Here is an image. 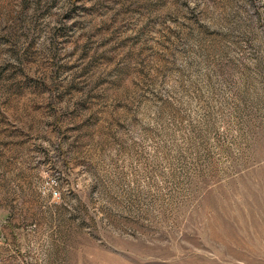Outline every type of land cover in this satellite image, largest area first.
<instances>
[{"label":"rangeland","instance_id":"374dc122","mask_svg":"<svg viewBox=\"0 0 264 264\" xmlns=\"http://www.w3.org/2000/svg\"><path fill=\"white\" fill-rule=\"evenodd\" d=\"M0 264H264V0H0Z\"/></svg>","mask_w":264,"mask_h":264}]
</instances>
